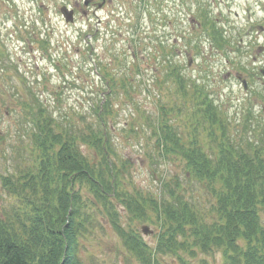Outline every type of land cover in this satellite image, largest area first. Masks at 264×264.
<instances>
[{"label": "rangeland", "instance_id": "rangeland-1", "mask_svg": "<svg viewBox=\"0 0 264 264\" xmlns=\"http://www.w3.org/2000/svg\"><path fill=\"white\" fill-rule=\"evenodd\" d=\"M145 1L142 9L140 0H0L2 204L13 201L2 187V176L19 175L35 163L29 117L41 105L64 129L87 132L90 125L97 131L106 123L109 157L127 196L167 198L162 182L170 192L178 184L175 192L195 203L205 219L213 215L214 197L206 182L190 177L178 157L163 158L157 150L155 125L162 107L184 139L195 125L200 145L209 150L207 124L192 119V103L179 96L165 60L209 91L228 120L230 139L258 140L264 134V0ZM200 4L228 34L222 48L191 25V13L199 14ZM63 5L74 11L72 22L64 21ZM238 76L246 79V88ZM106 101L111 110L100 117L94 109ZM78 143L80 152L95 163L97 151ZM115 201L121 225L154 248L160 231L157 212L145 207L144 215L136 217L121 200ZM92 215L96 221L80 239L84 264H140L124 248L102 207L97 205ZM161 258L160 264H182L179 259L224 263L221 249L210 254L178 250Z\"/></svg>", "mask_w": 264, "mask_h": 264}, {"label": "trees", "instance_id": "trees-1", "mask_svg": "<svg viewBox=\"0 0 264 264\" xmlns=\"http://www.w3.org/2000/svg\"><path fill=\"white\" fill-rule=\"evenodd\" d=\"M200 8L206 31L222 48L228 43L227 32L203 5ZM166 72L174 75L181 98L192 103L194 121L207 124L209 150L200 145L195 125L184 139L163 107L155 125L157 150L160 157H178L190 177L206 182L214 197L213 215L205 219L195 203L175 192L180 190L178 184L170 192L167 182H162L167 198L127 196L109 157L106 123L97 131L90 125L87 132L71 126L64 129L39 106L29 117L35 163L19 175L10 173L1 179L13 201L0 202V264H84L80 239L95 223L92 212L97 205L140 264H160L163 255L194 249L207 254L221 249L223 264H264V134L258 140L230 139L225 131L228 121L204 87L193 81L190 90V79L178 67ZM102 104L94 109L100 117L111 110L108 101ZM78 140L100 155L95 163L80 152ZM115 199L136 217L144 215L145 207L157 212L160 231L154 248L137 231L121 225Z\"/></svg>", "mask_w": 264, "mask_h": 264}, {"label": "water", "instance_id": "water-1", "mask_svg": "<svg viewBox=\"0 0 264 264\" xmlns=\"http://www.w3.org/2000/svg\"><path fill=\"white\" fill-rule=\"evenodd\" d=\"M66 11L67 10H64V12H63V15L65 17V21H67V22L72 21V15H71L72 12L71 11L66 12ZM262 73L264 74V70H262ZM242 83H243L244 87H246L245 80H242ZM142 229H143L144 233L147 232L146 227H143Z\"/></svg>", "mask_w": 264, "mask_h": 264}, {"label": "flooded vegetation", "instance_id": "flooded-vegetation-1", "mask_svg": "<svg viewBox=\"0 0 264 264\" xmlns=\"http://www.w3.org/2000/svg\"><path fill=\"white\" fill-rule=\"evenodd\" d=\"M74 12V11H73Z\"/></svg>", "mask_w": 264, "mask_h": 264}]
</instances>
